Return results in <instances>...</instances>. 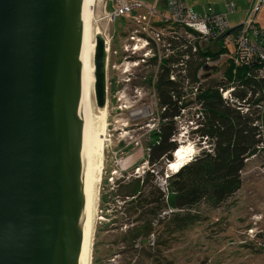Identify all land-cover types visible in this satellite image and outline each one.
I'll return each instance as SVG.
<instances>
[{
  "label": "water",
  "instance_id": "water-1",
  "mask_svg": "<svg viewBox=\"0 0 264 264\" xmlns=\"http://www.w3.org/2000/svg\"><path fill=\"white\" fill-rule=\"evenodd\" d=\"M80 5L0 0V264H83ZM94 42L101 108L107 51Z\"/></svg>",
  "mask_w": 264,
  "mask_h": 264
},
{
  "label": "rangeland",
  "instance_id": "rangeland-1",
  "mask_svg": "<svg viewBox=\"0 0 264 264\" xmlns=\"http://www.w3.org/2000/svg\"><path fill=\"white\" fill-rule=\"evenodd\" d=\"M94 2L92 30L98 28L108 43L107 107L102 118L93 96L92 127L99 130L104 124V133L101 135V180L93 188L95 203L89 264H264V154L261 152L245 162L239 188L217 207L197 204L191 211L199 220L181 232L168 233L161 223L146 242L140 243L138 239L131 241L129 238L127 229L132 228L131 224H120L113 219L112 212L121 207L119 198L109 194L115 181L146 168L145 145L148 131L156 120V101L143 76L155 67L133 64L136 60L141 63L139 59L145 48H141L137 39V48L129 49L130 35H137L133 32L137 25L132 18H111L108 14L112 11V0ZM202 45L210 46L212 51L221 48L215 42ZM233 51V46L228 44L217 59L206 60V67L200 71L201 75L203 73L201 80L221 82L226 66L234 65ZM151 55L147 53V57ZM196 124L193 106L189 104L176 119L177 143L187 151L184 162L195 155L200 146L192 130ZM165 176L166 173L163 177L156 176L159 185L164 186Z\"/></svg>",
  "mask_w": 264,
  "mask_h": 264
},
{
  "label": "trees",
  "instance_id": "trees-1",
  "mask_svg": "<svg viewBox=\"0 0 264 264\" xmlns=\"http://www.w3.org/2000/svg\"><path fill=\"white\" fill-rule=\"evenodd\" d=\"M177 30L164 36L168 56L159 65L150 59L155 70L143 76L156 101V120L145 145L146 168L117 179L109 192L121 203L113 219L131 224L129 238L140 243L161 223L168 233L193 225L199 218L191 210L199 203L219 206L239 188L247 159L264 154V76L254 65L234 63L226 66L221 82L202 81L206 58L217 59L226 46L212 51L196 33L187 39ZM229 87L231 97H223L219 89ZM189 104L197 119L192 130L200 140L198 152L174 172H165L179 147L176 119ZM165 173L161 186L156 176Z\"/></svg>",
  "mask_w": 264,
  "mask_h": 264
},
{
  "label": "built area",
  "instance_id": "built-area-1",
  "mask_svg": "<svg viewBox=\"0 0 264 264\" xmlns=\"http://www.w3.org/2000/svg\"><path fill=\"white\" fill-rule=\"evenodd\" d=\"M223 1L226 11L230 12L234 7L233 1ZM108 15L111 18L129 16L137 25V29L133 31L137 35L131 34L129 37L132 40L129 46L131 50L137 48V39L140 40L141 48L148 44L153 45L155 50L160 46L166 48L168 43L165 42L164 36L178 29L177 31L187 39H192L196 33V38L202 43L215 42L219 43L220 47L231 44L234 48L235 64L254 65L258 73L264 76V28L254 22L255 14L230 27L224 13H214L210 7L199 13L190 11L185 7L183 0H164L163 8L156 7L155 0H113L112 11ZM154 49H147L139 61L142 63L148 52L154 55ZM141 63H138V60L133 61L134 66ZM169 78L174 79L172 74ZM232 89L229 87L219 90L223 97L230 98Z\"/></svg>",
  "mask_w": 264,
  "mask_h": 264
},
{
  "label": "bare ground",
  "instance_id": "bare-ground-1",
  "mask_svg": "<svg viewBox=\"0 0 264 264\" xmlns=\"http://www.w3.org/2000/svg\"><path fill=\"white\" fill-rule=\"evenodd\" d=\"M95 0H81L80 17H79V47H78V114L81 119V135H82V151L81 163L84 174V193L82 198V220L87 232L83 264L90 263L91 255V231H92V212L94 202V184L97 183L101 176V157L103 149V125L101 129L93 130V84H94V66H93V50H94V35L100 33L95 27L92 30L93 8ZM94 5V6H93ZM93 31V35L91 32ZM93 36V37H92ZM92 37V38H91ZM106 51L108 43L105 40ZM107 101L103 107H96L101 113L102 118L105 117ZM100 116V115H99ZM102 120V119H101ZM95 128V127H94ZM184 146H180L174 155V160L168 165L167 170L174 172L176 168L184 163L187 151ZM94 160L96 164H94ZM185 164V163H184ZM103 166V165H102ZM101 180V179H100ZM96 187V186H95ZM96 195V194H95ZM96 197V196H95ZM95 203V202H94Z\"/></svg>",
  "mask_w": 264,
  "mask_h": 264
},
{
  "label": "crops",
  "instance_id": "crops-1",
  "mask_svg": "<svg viewBox=\"0 0 264 264\" xmlns=\"http://www.w3.org/2000/svg\"><path fill=\"white\" fill-rule=\"evenodd\" d=\"M128 1V0H126ZM156 7L163 8L164 0H155ZM234 7L226 11L223 0H183L185 7L190 11L202 12L210 7L214 13H224L230 27L253 17L257 26L264 28V0H232ZM113 6V0L111 7Z\"/></svg>",
  "mask_w": 264,
  "mask_h": 264
},
{
  "label": "flooded vegetation",
  "instance_id": "flooded-vegetation-1",
  "mask_svg": "<svg viewBox=\"0 0 264 264\" xmlns=\"http://www.w3.org/2000/svg\"><path fill=\"white\" fill-rule=\"evenodd\" d=\"M129 43H132V40L130 38ZM149 48L154 49L153 45L148 44L147 46H145V50H143V52H146ZM169 51L170 50H167L164 46H160L157 50L154 51V55L145 58V60L141 63V66H148L150 59L154 58H156L157 60V65H159L162 62L163 58L168 56L167 54L169 53Z\"/></svg>",
  "mask_w": 264,
  "mask_h": 264
}]
</instances>
